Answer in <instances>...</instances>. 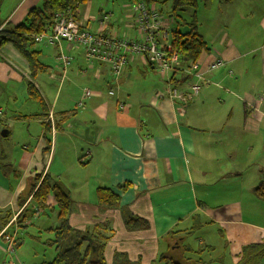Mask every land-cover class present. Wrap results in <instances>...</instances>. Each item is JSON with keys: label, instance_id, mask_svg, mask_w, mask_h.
I'll return each mask as SVG.
<instances>
[{"label": "crops", "instance_id": "0c3cea01", "mask_svg": "<svg viewBox=\"0 0 264 264\" xmlns=\"http://www.w3.org/2000/svg\"><path fill=\"white\" fill-rule=\"evenodd\" d=\"M41 2L16 0L4 23L18 25ZM220 4L221 22L205 30L212 44L198 60L204 78L186 105L170 98V85L186 92L197 79L176 70L165 86L157 83L140 69L156 68L142 55L112 77L104 64L87 59L82 46L66 40L37 47L42 66L35 70L12 43L0 48V123L8 130L0 135V145L6 141L0 147V264L36 262L38 251L26 237L42 242L32 235L56 224L57 214L51 224L42 210L16 221L25 207H34L36 178L45 174L69 191L73 228H105L111 235L104 250L109 264L117 253L141 264H165L162 256L181 264H240L247 246L264 243V196L255 191L264 184V2ZM116 14L98 17L91 0L78 9L89 29L138 38L132 12ZM217 57L224 64L209 71ZM15 135L17 143L9 144ZM100 188L118 194L119 205H101ZM49 202L55 213L53 195ZM127 217L140 221L129 228ZM215 225L221 255L192 258L203 249H194L189 236Z\"/></svg>", "mask_w": 264, "mask_h": 264}, {"label": "trees", "instance_id": "16d2710c", "mask_svg": "<svg viewBox=\"0 0 264 264\" xmlns=\"http://www.w3.org/2000/svg\"><path fill=\"white\" fill-rule=\"evenodd\" d=\"M87 1L42 0L40 6H34L29 9L25 19L18 25L9 26L7 25L9 22L0 21V48L6 43H12L27 58L31 68L35 70L38 66L41 67L42 63L38 56L39 51L35 48L37 43L34 38L35 34L49 30L54 24L56 13L74 8L79 9L81 3H86ZM139 1L156 5L169 2L172 12L181 16L189 8L196 9L201 3H207L212 0H134L135 3ZM195 20L194 16L189 29L186 31L178 28L172 30V49L179 54L185 64L199 60L201 54L209 50L208 44L194 24ZM29 89L32 92V85H29ZM39 180L40 182L34 188L32 194L34 207H25L16 217V221L22 224L24 221L33 218L38 210H44L48 206L51 207L49 198L53 195L57 206L56 224L47 229L53 236L46 239L43 243L54 247L56 255L51 260L36 261L32 264H109L106 261L104 250L111 235L106 233L105 228L103 230L97 227L85 230L73 228L69 223V216L72 211V199L69 191L51 174H45L42 179L38 176L36 181ZM255 191L259 195L264 196V184L257 186ZM98 195L100 204L105 207L113 208L119 205L120 197L109 188H100ZM11 217V213L5 215L2 225H6ZM139 221L140 218L127 217L125 222L129 228H133L136 226L135 222ZM142 223L146 224V222ZM32 237L42 241V233L32 235ZM19 239L17 238V241ZM262 257H264V243L247 246L244 249L240 264H257ZM161 258L165 259V264H181L167 256H162ZM112 264L141 263L130 260L123 253H117Z\"/></svg>", "mask_w": 264, "mask_h": 264}, {"label": "built area", "instance_id": "2783aa9c", "mask_svg": "<svg viewBox=\"0 0 264 264\" xmlns=\"http://www.w3.org/2000/svg\"><path fill=\"white\" fill-rule=\"evenodd\" d=\"M131 12L140 35L136 39L118 36L110 30L94 31L87 28L78 18V8L56 13L53 26L47 31L35 34L34 38L39 44H59L66 40L82 46L87 59L104 64L112 77H119L135 54L142 55L152 66L166 72L167 77L172 71L187 72L197 79L190 84L188 91L180 92L176 86L171 85L168 90L170 98L186 105L198 94L199 80L204 78L199 61L185 64L179 54L173 51L168 26L164 25L165 18L156 4L139 1L132 6ZM60 59L67 66V56L61 54ZM223 64L224 60L217 57L209 64L208 69L210 71ZM186 65L189 71L186 70ZM90 93L89 89L85 90L86 95Z\"/></svg>", "mask_w": 264, "mask_h": 264}, {"label": "rangeland", "instance_id": "374dc122", "mask_svg": "<svg viewBox=\"0 0 264 264\" xmlns=\"http://www.w3.org/2000/svg\"><path fill=\"white\" fill-rule=\"evenodd\" d=\"M246 1L247 0H243V3H245ZM253 1L257 2L259 4H262L264 2V0H253ZM15 2H16V0H0V21H4V19L8 16V14L6 12L9 11V9L14 5ZM91 2L93 4V10L96 11V14L98 17H100V16L103 17V16H105V14L109 15V13H112V12L114 13V11H115V14L118 11H123V10L125 12L127 10L132 11V8L129 7L126 9L123 7V5L127 2L130 3V5L135 3L134 0H91ZM220 2H221V0H212V1L207 2L206 6L204 5L205 3H201L196 9L189 8L187 11H184V13H182L181 16L175 15L172 12L171 4L169 2L168 3H158L157 6L160 9L161 13L163 14L165 21L170 23V26H168L170 39L172 37V30L178 28L182 31H186L189 29L190 23L193 20L194 10H196V20L194 21V24L196 25V27L200 33H204L203 34L204 40L210 46L212 43L209 41V38H208L205 30H208L210 32V28H209L210 22H214V21L221 22V4L218 5ZM41 4H42V2L39 4V6ZM80 6L83 8L85 6V2L81 3ZM203 6H205V7H203ZM242 10L244 11V8H239V13L242 12ZM116 16H117V14H116ZM108 19H105V21L107 22ZM132 22H134V21H132ZM202 23H203V25H202ZM211 25H213V24H211ZM93 29H95V28H93ZM202 29L204 30V32H202L203 31ZM94 31H99V30H94ZM136 32H137V29H136ZM39 46H42V44H39V43L35 44V48H37ZM185 68L187 71H189L188 65H186ZM140 69L146 70L148 77H152L153 79H155V81L157 83L160 82L164 86H165V82H167V80L169 79L167 77V73L161 71V69L158 67L153 69V68H151L150 65H148L145 67H141ZM185 73L187 74V72H185ZM177 77L181 78V73H178ZM15 137H16V135L13 138L9 137V139H8L9 144H10V142L12 143V140L14 142L17 141V138H15ZM1 142L2 143H1L0 147H6L5 146L6 141L4 139H2ZM258 142H259V140H258ZM50 205H51V203H50ZM72 206H73V204H72ZM56 212H57V209L54 213L52 207H49V206L45 207L44 210H42V214L49 215V216H44V217H46V220L48 222H51V224L53 222L54 215L57 214ZM44 220H45L44 218L40 219V220H35V223H36V225H38L37 223L43 222ZM47 221H45V222L48 223ZM33 227H29V229H28L29 233H32V232L37 233V229H34ZM51 236H53V234L48 232V231L42 232V242L30 239V235L27 237L24 236L28 240L31 248L34 247V250L38 251V258L35 261L51 260L56 255L54 247H50V246L43 243L46 239H48ZM188 240L192 244L194 249H196V250L201 249V248L203 249L202 252H197V253L193 254L194 256H192V258H194V259L203 258L205 260H209L211 258L214 259V258L221 255V253H219L221 251V239L218 235L217 225L212 226V227L207 226L205 228L196 229L193 232V234H191L189 236ZM207 243L214 245L215 248L213 251L205 248ZM169 253H171L172 256L174 254H176V256L178 257V254L180 252L177 253L176 250H171V252H169ZM185 261L186 260H184V261L181 260V262L184 264L186 263ZM191 262L194 264L193 261H191ZM208 264H215V263L208 262Z\"/></svg>", "mask_w": 264, "mask_h": 264}, {"label": "water", "instance_id": "95a60500", "mask_svg": "<svg viewBox=\"0 0 264 264\" xmlns=\"http://www.w3.org/2000/svg\"><path fill=\"white\" fill-rule=\"evenodd\" d=\"M7 134H8V130L5 127H3V125L0 123V135L7 136Z\"/></svg>", "mask_w": 264, "mask_h": 264}]
</instances>
